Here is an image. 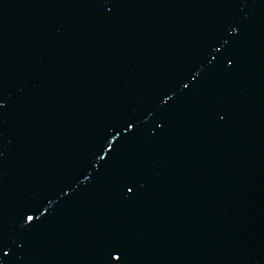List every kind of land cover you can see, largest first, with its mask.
I'll use <instances>...</instances> for the list:
<instances>
[{
    "label": "water",
    "instance_id": "obj_1",
    "mask_svg": "<svg viewBox=\"0 0 264 264\" xmlns=\"http://www.w3.org/2000/svg\"><path fill=\"white\" fill-rule=\"evenodd\" d=\"M25 210L15 264H264V0H0V227Z\"/></svg>",
    "mask_w": 264,
    "mask_h": 264
},
{
    "label": "snow or ice",
    "instance_id": "obj_2",
    "mask_svg": "<svg viewBox=\"0 0 264 264\" xmlns=\"http://www.w3.org/2000/svg\"><path fill=\"white\" fill-rule=\"evenodd\" d=\"M97 3L102 4L103 0H96ZM232 61L229 60V64H231ZM185 88L188 87L187 84L184 85ZM133 121L129 120L125 122V131L128 132L129 130L133 129ZM117 135H119V130H117ZM113 140L116 139V136L112 137ZM107 142V147H104L101 145V150L105 153H111L113 152V146L110 141ZM100 159H104L103 156L100 157ZM116 159H112V163L115 162ZM132 188L129 187L128 191L132 192ZM34 218L36 221L35 214H29V210H25L21 212L20 214V222H21V227L20 231L16 233L15 235L9 233L4 227H0V253H2V256H0V264H3V261L5 260L4 258H7L9 260V264H15V259L9 258V252H13V255H15V252H18L20 250V244H21V239H20V233L22 232H27L30 231L33 226H34ZM119 249L112 248L107 251V253L103 257V264H112V262L117 261L121 262L123 253L121 252L120 255L115 254Z\"/></svg>",
    "mask_w": 264,
    "mask_h": 264
}]
</instances>
